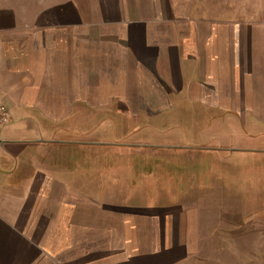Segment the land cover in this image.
<instances>
[{
	"label": "crops",
	"instance_id": "0c3cea01",
	"mask_svg": "<svg viewBox=\"0 0 264 264\" xmlns=\"http://www.w3.org/2000/svg\"><path fill=\"white\" fill-rule=\"evenodd\" d=\"M260 1L0 0V264H209L192 210L117 203L80 156L264 151Z\"/></svg>",
	"mask_w": 264,
	"mask_h": 264
},
{
	"label": "rangeland",
	"instance_id": "374dc122",
	"mask_svg": "<svg viewBox=\"0 0 264 264\" xmlns=\"http://www.w3.org/2000/svg\"><path fill=\"white\" fill-rule=\"evenodd\" d=\"M254 7L264 13L263 2ZM231 134L225 148L196 147L182 133L160 134L155 140L164 148L131 149L125 157L124 150L105 146L80 156L79 168L100 189L130 193L115 197L117 203L192 210L209 232V264H264V151L238 147Z\"/></svg>",
	"mask_w": 264,
	"mask_h": 264
},
{
	"label": "built area",
	"instance_id": "2783aa9c",
	"mask_svg": "<svg viewBox=\"0 0 264 264\" xmlns=\"http://www.w3.org/2000/svg\"><path fill=\"white\" fill-rule=\"evenodd\" d=\"M8 118H9V113L7 108L2 103H0V127L5 122H7Z\"/></svg>",
	"mask_w": 264,
	"mask_h": 264
}]
</instances>
